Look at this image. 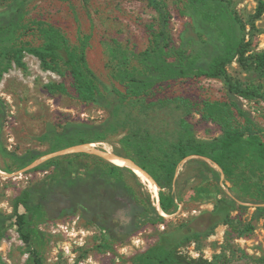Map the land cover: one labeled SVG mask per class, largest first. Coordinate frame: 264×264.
I'll return each instance as SVG.
<instances>
[{
    "label": "trees",
    "instance_id": "obj_1",
    "mask_svg": "<svg viewBox=\"0 0 264 264\" xmlns=\"http://www.w3.org/2000/svg\"><path fill=\"white\" fill-rule=\"evenodd\" d=\"M145 1L155 13L154 18L146 23L148 46L142 51L119 43L111 47L109 53L115 63V80L122 88L115 86L104 90L88 62L90 35L81 34L78 42L72 44L64 31L52 23L41 19L27 22L26 0H10L8 3L0 0V83L13 63L26 69L25 56L32 54L40 59L44 69L62 75L68 72L80 98L110 109L109 116L98 122L70 121L60 130L49 128L42 137L51 140L52 145L45 152L29 149L19 154L11 151L4 147L0 134V156L5 160L0 167L7 173H14L48 153L73 145L106 141L120 122L128 123L129 107L146 109L179 101L185 112L176 121V138L162 141L150 133L143 137L134 132L122 140L126 153H117L132 158L153 176L159 186L161 208L169 215L176 214L180 202L185 199L180 189V164L189 157L198 156L197 159L214 175L205 171L199 174L200 182L192 198L212 202L215 223L229 224L234 211L247 209V205L239 204V201L264 203V127L240 100V97L264 98V93L235 84L228 66L238 60L249 71L257 69L264 73V51L248 54L251 43L246 39L247 24L237 13L232 0H184L185 9L194 21L195 29L190 27L189 30L196 32L198 37L201 33L207 36L197 50L190 49L193 36L189 33L180 45L176 43L172 31L173 16L167 0ZM263 13L264 0H260L255 18H260ZM251 26L255 27L254 21ZM30 30L40 34V44L21 39V34ZM18 31H21L20 35H17ZM199 76L221 80L228 92L226 101L205 102L206 118L222 128V134L215 139L197 136L189 119L194 109L190 100L157 96L165 83ZM46 88L50 92L68 91L64 82H50ZM106 93L114 96L115 101L110 105L104 102ZM7 113V104L0 96L1 131ZM206 159L222 168L226 181L233 183L231 190L236 197L223 189L221 173ZM33 169L48 172L44 178L22 190L14 202L13 213L0 210V242L7 235L9 225L16 227L29 252L30 264H45L43 248L46 241L38 228V223L44 220L79 213L87 223L99 229L105 249L125 242L148 224L167 222L151 196L128 182L127 172L133 171L101 155L82 151L57 155ZM239 172L251 175L252 182L247 186L256 191L251 201L243 194L248 187L234 182ZM120 212L126 217L121 218ZM254 217V220L264 218V205L256 208ZM252 228L250 223L246 229ZM201 234L185 222L176 228L165 229L159 242L143 253L137 264H216L201 258L188 259L177 252L181 244L199 238Z\"/></svg>",
    "mask_w": 264,
    "mask_h": 264
},
{
    "label": "rangeland",
    "instance_id": "obj_2",
    "mask_svg": "<svg viewBox=\"0 0 264 264\" xmlns=\"http://www.w3.org/2000/svg\"><path fill=\"white\" fill-rule=\"evenodd\" d=\"M2 1L8 3L10 0ZM167 2L173 16L172 31L176 43L180 45L189 33L193 36L190 49H200L207 36L201 33L198 37L196 32L189 30L190 27L194 28V21L185 9V1ZM232 3L247 24L246 39L251 43L248 54L264 51V13L260 18H255L260 0H232ZM154 15L145 0H26L25 20L32 22L41 19L60 27L72 44L78 42L81 34L90 35L88 62L98 76L100 88L105 90L106 87L122 88L115 80V63L110 58V48L119 43L136 51L144 50L149 43L146 23ZM253 21L254 28L251 26ZM21 35L23 41L35 45L42 42L36 31L30 30ZM25 62L26 69L13 63L0 83V96L5 100L8 112L4 128L0 130L4 147L19 154L29 149L45 152L52 145L51 140L42 137L49 128L60 130L70 121L98 122L109 116V108L78 96L68 72L62 75L44 69L40 59L32 54H26ZM228 72L235 84L243 88H256L264 93V73L260 70L249 71L235 60L228 66ZM50 82H64L68 91L50 92L46 88V84ZM106 96V104L110 105L115 101L110 93H106ZM157 96L190 100L194 109L189 119L194 124L198 137L215 139L222 134L221 126L206 118L205 109L206 101L223 102L229 98L221 80L199 76L171 81L159 88ZM240 100L257 123L264 127V98L240 97ZM127 110L128 123L120 122L117 130L106 141L95 142L97 148L126 153L122 140L134 132L143 137L150 133L159 140L171 141L176 138V121L185 112L179 101H173L168 106L158 105L146 109L129 107ZM43 158L44 156L40 159ZM197 158L199 157H189L180 164V189L185 199L180 202L179 211L166 216V223L148 224L125 242L114 244L111 249L102 246L99 229L87 223L79 213L39 222L38 228L46 241L43 248L45 264H137L139 257L159 242L163 230L176 228L183 222L202 233L201 237L178 247L177 252L188 259L201 258L216 264H264V218L254 220L256 208L264 203L239 201V204L247 205L246 210L234 211L229 224L215 223L216 218L212 215L214 204L192 198L200 182L199 174L205 171L214 175ZM206 160L221 173L220 183L223 189L236 197L231 190L233 183L226 181L225 173L211 160ZM1 163L5 164V160L0 156ZM33 168L13 174L3 170L0 172V210L4 213H13L14 202L22 190L44 178L48 172ZM127 180L145 195L150 194L153 199L146 183L134 172H127ZM234 182L239 186H247L252 182L251 175L239 172L234 177ZM244 190L247 200L255 198V188L249 186ZM119 216L126 217L123 212ZM250 223L253 228L247 230ZM8 227L7 235L0 242V264H30L24 240L16 227Z\"/></svg>",
    "mask_w": 264,
    "mask_h": 264
},
{
    "label": "bare ground",
    "instance_id": "obj_3",
    "mask_svg": "<svg viewBox=\"0 0 264 264\" xmlns=\"http://www.w3.org/2000/svg\"><path fill=\"white\" fill-rule=\"evenodd\" d=\"M73 151H87L90 153H95L98 155H101L105 157L106 159L110 160L111 162L130 168L137 176H139L142 181L146 183L148 188L150 189L152 193V197L154 200V204L157 206L158 210L163 214L165 217L170 216L169 214L165 213L164 210H162L159 199V187L153 176L147 172L145 169H143L141 166H139L137 163H135L132 159L125 157L123 155L118 154L117 152L112 151L111 149H99L97 148V143L91 142V143H84L75 145L72 147H69L67 149L56 151L53 153H50L48 155H45L44 158H50L52 156H55L57 154H62L66 152H73ZM2 169L0 168V172ZM150 195V194H149ZM153 202V201H152Z\"/></svg>",
    "mask_w": 264,
    "mask_h": 264
},
{
    "label": "water",
    "instance_id": "obj_4",
    "mask_svg": "<svg viewBox=\"0 0 264 264\" xmlns=\"http://www.w3.org/2000/svg\"><path fill=\"white\" fill-rule=\"evenodd\" d=\"M79 145V144H78ZM73 146H75V145H73ZM70 147H72V146H70ZM67 148H69V147H66V148H63V149H60V150H57V151H61V150H64V149H67ZM100 149V148H99ZM103 149V148H102ZM101 149V150H102ZM105 150V149H104ZM54 152H56V151H54ZM73 152H81V151H73ZM73 152H66V153H62V154H67V153H73ZM82 152H87V151H82ZM51 153H53V152H51ZM88 153H90V152H88ZM49 154V153H48ZM62 154H57V155H62ZM57 155H55V156H57ZM45 156V155H44ZM52 157H54V156H52ZM51 158V157H50ZM129 158V157H128ZM47 159H49V158H47ZM47 159H40V160H37L38 161V163H37V161H35V162H33L32 164H30L29 166H27V167H25V168H23V169H21V170H19V171H24V170H27V169H29V168H31V167H34V165L36 166V165H38L39 163H41V162H43V161H45V160H47ZM132 159V158H131ZM133 160V159H132ZM215 165H217L219 168H220V170H221V172L223 173V170H222V168L217 164V163H214ZM17 172V171H16ZM15 173V172H14ZM8 174H13V173H8ZM158 201H159V199H158Z\"/></svg>",
    "mask_w": 264,
    "mask_h": 264
}]
</instances>
